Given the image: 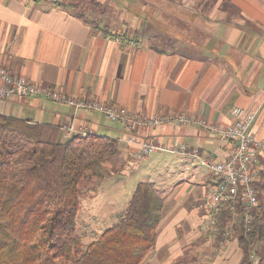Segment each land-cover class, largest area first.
<instances>
[{
  "label": "crops",
  "instance_id": "crops-1",
  "mask_svg": "<svg viewBox=\"0 0 264 264\" xmlns=\"http://www.w3.org/2000/svg\"><path fill=\"white\" fill-rule=\"evenodd\" d=\"M93 1L0 0V69L78 100L149 115L186 114L221 127L231 125L232 110L241 107L256 112L251 133L264 142V0ZM98 7L100 10H94ZM176 24L180 30L171 28ZM150 26H158L156 34ZM120 33L136 38L139 46L115 41ZM0 116L59 128L63 142L79 135L80 129L118 141L120 150L106 165L111 176L90 179L103 183L119 175L110 188H103L122 191L124 208L102 216L114 218L112 226L136 188L126 189L140 162L151 157L155 166L166 169L152 156H175L179 173L170 174L180 175L181 182L166 187L169 191L162 190L163 182L158 187L151 183L164 197L163 217L155 249L142 264H183L186 258L203 264L242 263L237 215H229L226 222L222 217L225 241L218 245L212 240L217 233H201L205 215L198 207L216 180L196 156L222 161L233 152L232 142L195 123L128 129L101 112L78 110L41 95L0 98ZM66 126L73 131H66ZM142 142L157 143L166 150L140 160ZM256 169L263 176L264 153L259 155ZM138 172L135 177L139 179L148 176ZM100 189L92 194L88 190L86 197L80 195L83 211L86 204L93 206L87 209L93 219L98 212L91 210L100 201ZM114 199L112 195L108 198ZM103 231L101 228L99 234ZM260 247L256 244L255 250ZM255 260L252 264H257Z\"/></svg>",
  "mask_w": 264,
  "mask_h": 264
},
{
  "label": "trees",
  "instance_id": "trees-1",
  "mask_svg": "<svg viewBox=\"0 0 264 264\" xmlns=\"http://www.w3.org/2000/svg\"><path fill=\"white\" fill-rule=\"evenodd\" d=\"M119 150V142L108 137L76 135L63 142L59 128L0 116V264H142L155 249L164 208L161 190L148 182L137 184L114 226L88 244L78 233L80 186L86 179L109 178L106 165ZM261 199L251 232L240 203L220 214L218 245L225 241L228 216L240 222L241 264L255 257L264 264Z\"/></svg>",
  "mask_w": 264,
  "mask_h": 264
},
{
  "label": "built area",
  "instance_id": "built-area-1",
  "mask_svg": "<svg viewBox=\"0 0 264 264\" xmlns=\"http://www.w3.org/2000/svg\"><path fill=\"white\" fill-rule=\"evenodd\" d=\"M115 41L122 44L125 40L124 37L118 36ZM124 45L128 47L139 46L134 41L126 42ZM40 95L53 101L66 103L78 110L88 109L101 112L108 120L120 122L128 129L160 126L167 123L181 125L195 123L210 129L214 134H218L222 140L232 142L234 150L223 161L217 162L205 157L199 158L200 162L208 168L218 181L209 187L210 189L202 199V209L208 216L202 225V231L206 235H215L219 229L220 214L223 208L234 212L239 203L244 209L246 232L253 230V213L259 204L255 187L258 181L256 162L259 155L264 152V142L257 141L251 133L257 115L255 111L235 107L232 110L233 122L227 127L212 125L205 120H197L186 114L160 116L135 113L124 107L108 106L95 100H78L67 97L50 87L32 84L24 77L16 75L6 68L0 69V98ZM66 128L71 127L67 126ZM80 134L81 136L89 135L84 129H80ZM129 141L134 142L133 139ZM140 145V159H144L155 152L166 150L163 146L153 145L150 142H142ZM239 200L240 202H238Z\"/></svg>",
  "mask_w": 264,
  "mask_h": 264
},
{
  "label": "rangeland",
  "instance_id": "rangeland-1",
  "mask_svg": "<svg viewBox=\"0 0 264 264\" xmlns=\"http://www.w3.org/2000/svg\"><path fill=\"white\" fill-rule=\"evenodd\" d=\"M73 0H71L72 2ZM215 1V0H213ZM219 1V0H218ZM94 3L96 2V0L93 1ZM217 2V1H216ZM66 4L68 5H72L70 2L66 1ZM90 4V2L88 3ZM87 4V5H88ZM74 5V4H73ZM170 7V6H169ZM171 8V7H170ZM170 8H167L168 10H170ZM174 8V7H173ZM94 10H100V8L98 7L97 9H94ZM169 12V11H168ZM173 26V25H172ZM151 28H154L155 26H150ZM175 30H180L181 27L179 25H175V27H171ZM149 29V28H148ZM158 29V26L156 28H154L152 31V34H154ZM112 34V33H111ZM156 34V33H155ZM118 36H121V37H124V42H122V45L126 44V42H129V41H134L138 44L139 41L134 38V37H125L123 36L122 33L120 34H117ZM116 35V39H117V36ZM164 35H168V36H171L169 35L168 33L164 34ZM172 37V36H171ZM170 37V38H171ZM115 39V40H116ZM119 41H121L120 39H118ZM126 46V45H124ZM128 47V46H127ZM134 48V47H133ZM156 115V114H155ZM170 115H174V114H170ZM177 115V114H176ZM181 125V124H180ZM183 125H186V124H183ZM67 127V126H66ZM71 127V126H69ZM74 128H65L66 131H69L72 132ZM80 132V130H79ZM81 135V134H79ZM153 144V143H152ZM153 145H158V146H162L160 144H157V143H154ZM164 147V146H163ZM165 148V147H164ZM185 151V150H184ZM183 151V152H184ZM264 153V152H263ZM262 153V154H263ZM184 154H187V153H184ZM261 154V155H262ZM153 155V154H151ZM195 156V154H194ZM152 157H155V158H158L160 160V162L163 164V165H166V169L162 168V167H157L154 165L155 163V160H151V157L149 158V160L146 162L145 160L144 161H141L140 162V167H138V175H140L141 172L143 173H148V176L146 178H144V176H140V179L136 176L135 177V171H134V176L132 178V180L129 181L126 189H131L133 190V185H136L139 183L138 181H140L141 179L146 181V182H149L150 184L151 183H154L155 185H157L158 187V183L159 182H163L164 183V187L165 188H162V190H168L170 188H173V186L176 184H179L181 182V176L180 175H173V174H170V173H173V172H178V170H176L177 168L180 167V163L178 162L179 160L173 156V155H170L169 153H160V154H155L153 155ZM202 156H196L197 160L200 162L199 158H201ZM148 158V157H146ZM144 158V159H146ZM206 158V157H205ZM143 159V158H142ZM141 160V159H140ZM225 160V159H224ZM223 161V160H222ZM217 162H220V161H217ZM258 162V160H257ZM257 162H256V167H257ZM201 163V162H200ZM202 164V163H201ZM143 165V166H142ZM203 165V164H202ZM137 169V168H136ZM179 173V172H178ZM129 175V176H131ZM212 175V174H211ZM117 176L119 175H116L114 178H112L110 181H104L103 183H101L99 180L97 179H92V181H90V179H86L82 182L81 186H80V195L82 197H86V195L88 194V190H92V192H90L91 194L93 193L94 189L97 191V188H101L97 193H98V196L100 195V201H98V203L95 204L94 206V210H91V211H94V212H98V215H97V218L96 219H93V217L89 216L88 215V211L87 209H91L93 206L91 204H86L85 207H84V211L82 210V204L83 202L81 201L80 204H81V208H80V212L78 213L79 215L81 214V211H83L82 215L79 217L78 215V218H77V226H78V233L82 236V239H83V242H85V244H88L90 243L91 241H93V239H95L96 237H98L100 234V230L101 228H103L104 230L107 229L108 227L112 226V223L115 222L114 221V218H112L111 216H108V217H102L104 216V214L108 213V214H115L117 212H120L123 208H124V204L121 203V199H120V196L122 195V191L120 190L119 193H112V190H108V189H103V188H110V186H112V184H114L117 179ZM212 177L215 179V177L212 175ZM125 178H128L125 176ZM134 179V180H133ZM138 180V181H137ZM184 182V181H183ZM218 181L216 180L215 183H217ZM102 184V185H101ZM107 184V185H106ZM214 184V183H213ZM153 185V184H152ZM212 185V184H211ZM210 185V186H211ZM101 186V187H100ZM209 186V187H210ZM130 187V188H129ZM166 187H170V188H166ZM257 189V193L262 194L261 196L264 197V178L262 175L258 174V181L255 185ZM208 188V187H207ZM259 188H262V190H260ZM160 189V188H158ZM210 188H208L205 193L202 195L201 199L199 200V203H198V207L199 209L204 213L205 215V219H203L202 223H201V226H200V231L201 233L205 234L203 231H202V225L203 223L207 220V214L206 212L202 209V199L204 198V196L206 195L207 191L209 190ZM112 195L114 196V202H112V200H108L109 196ZM261 196H260V204L262 203V199H261ZM123 198V197H122ZM87 199V198H85ZM84 201V199H83ZM264 208V206L262 207V209ZM96 209V211H95ZM259 210V212H262L261 209H257ZM256 210V211H257ZM258 212V211H257ZM100 221V224H97L98 222ZM96 223V224H95ZM94 227V228H93ZM98 233V234H96ZM94 238L91 239V235H95ZM210 239V238H209ZM213 241L216 240V239H212ZM209 255V254H208ZM257 259V257L253 258L252 260H255ZM185 262L183 264H203L201 263V261H199L198 259L195 258V260H192L190 258H186L184 259ZM256 261V260H255Z\"/></svg>",
  "mask_w": 264,
  "mask_h": 264
}]
</instances>
